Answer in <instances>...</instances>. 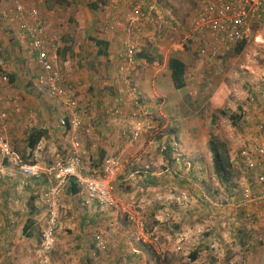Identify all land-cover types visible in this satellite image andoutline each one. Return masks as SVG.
Returning a JSON list of instances; mask_svg holds the SVG:
<instances>
[{"label":"rangeland","instance_id":"1","mask_svg":"<svg viewBox=\"0 0 264 264\" xmlns=\"http://www.w3.org/2000/svg\"><path fill=\"white\" fill-rule=\"evenodd\" d=\"M89 1L85 0L83 3V0H60L62 4L60 3L61 5H59L57 8L58 10L55 13L56 18L54 17L55 19L52 20L54 23L51 25H57L59 26L58 30L64 31L65 28L72 29L79 25L82 26L86 24V17L87 14H90V11L88 8L87 12L86 8L85 12V7H88ZM160 1L163 5L157 7L155 5L156 0H149L150 3H147L146 7L142 8V11L148 15L149 19H146L145 17L138 19L133 23L135 25V29L131 33H127L125 31V33L128 35V39L126 40H128L129 43L135 42L134 40L136 39L138 45L140 44L141 46L143 45L142 43H156V47L157 49L161 50V54H159V56L158 54H152L155 57V61L153 60L152 62L148 59L146 62H143L142 65L134 63L125 72L119 71L120 65L118 64L112 70H110L111 68L106 70L101 67V62L100 64H88L87 66L91 71L95 70V67L99 66L98 72L102 74V76H99V79H97L98 81L94 82L93 80L91 86H89L90 79L88 74L77 71L78 68L75 67L74 64L70 63L71 65L68 68V65L65 66L63 62L57 63V68L61 71L63 77L66 80L76 81L73 77L74 74H78L79 76L83 77L82 82L84 86L80 85L79 88L77 82L74 83L75 88H72L71 91L67 92L66 99L75 98L77 103L80 104L82 108L84 107L88 117H91V109L96 107L97 103H111V101H115L117 104H112L111 107H109L112 115L119 116L122 112H124L122 105L127 104L130 108L129 113H127L128 122L132 123L134 126L139 121L142 123V120L133 119L132 115V111L134 109L132 108V98L130 91L134 88L139 90L135 91L136 95L139 97L137 92H140L141 100L145 105H148V110L151 114L149 117L150 120H147L140 130L139 135L143 136L142 141L137 142L140 138L139 136L137 141L131 144L129 143V145H136V150L141 151V156L137 162L138 167L130 166L132 170L135 169L134 171L137 172H134L128 180L126 177H128L129 174H123L121 176H119V174L116 176V179L112 180L110 183L114 189V193L118 197L120 207L118 210H116L114 208L102 206L112 213L109 215L111 218L109 223L106 224V232L113 231L110 232V234H116L117 232L123 233V230H125L123 229L124 225L119 223V219H123L125 214L130 215V213L126 212L127 208L129 207V203L132 205V208L130 207V209L133 212L137 213L139 217L142 215L144 218H147V213H150L151 210L157 212V209L160 206L159 203H162V197L167 196L168 194V199L166 198V201H168L167 203L170 204L171 207L172 205L175 206V208H172V210L175 212V214L179 213L180 218L182 217L184 219L192 220L195 213L193 217H187L188 204L191 200L192 203H196L198 207H200L199 209H201L203 214H199L197 212V216H195V220L193 221L199 220L201 225H205L204 228H202L203 225H200V227H198L196 224L191 226V231L194 233L196 232L197 237L195 239H191L190 237L189 239L187 238V240L182 242L186 245H182L179 238L175 239L178 245L175 244L174 240L171 242L166 241L167 248L164 249L166 251L169 250L170 254L165 255V257H167L165 261L161 260L163 261V264H250L244 255L251 250H253V252L255 251L254 253L256 254L257 246L259 250H263L262 256L259 259V263L264 264V213H262L260 216L261 225L257 224L255 225L254 229L251 228L252 231H256L257 234L262 233V237L257 241L255 239L249 238L247 241L243 240L238 242L237 237L240 235L239 231L243 227L244 220H235L229 230L226 228V223H222L223 217L229 218L233 216L231 214L236 215L235 212H229V210L234 209V206H237L235 207V209H237L239 207H244L245 205L247 207L248 203L253 204L255 202L264 206V199L248 202V199L245 196L248 194H253V192H255L257 189L258 169L256 165L250 169V167L246 165L245 161H242L237 157V154L242 147H252L255 141L262 139H254V134H251V138L253 139L252 141L250 140L251 138L249 137L251 135L249 134L251 130L249 126V116H251L252 111H258L257 109H262V112L264 113V100H262L261 97H259V99L253 97V101H251L250 98L253 95L251 96L250 93L253 90L247 85H249L248 76L250 75H257L264 78V23L261 22L252 26L254 29L252 36L246 42L245 48L241 52H233L232 54L227 55L220 54L215 57L199 56L190 45L187 46V29L189 27L190 15L195 13L198 8L204 5V3H206L208 0ZM81 35V33L78 34V37H81ZM137 50L138 48L135 46V51ZM171 55L185 57V63L188 69V73L185 75L186 86L180 89H175L172 85L169 75L164 76L163 74L168 69L167 65L165 66V58H168ZM148 56L150 57L151 55ZM211 58H220L221 60H216V63L213 66H210ZM119 62H121L120 58ZM102 66L105 65L102 63ZM71 67L77 71V74L71 71ZM142 67L143 69L149 70L148 84L144 87H142L143 83L141 82V79L139 80V78L137 79V76L134 77V75L131 74L132 70L135 71L138 68L141 70ZM157 70L161 75L157 76L155 79L154 91L156 93L165 94L169 99L174 98V103L177 101L182 106L181 111L192 108V104L198 106V108H194V110L198 111L196 116L189 115L188 113L184 116L185 119L184 125L182 126L183 128L187 125L188 121L191 119H196L199 125L201 123L203 125V127L198 130H201L203 134L201 136H204V134H206L204 124L208 123L210 116L213 115L214 118L212 130L209 128V133L211 134H209L207 131V137H204L206 140L203 141V143L200 144L195 150V153L197 152V154H193L192 152L194 150L192 149V145L188 146L185 142V152L181 150L183 146L176 147V145H174L175 150H171L172 152L170 153L168 151L166 155H163L164 158L162 161H160V164L157 162L156 156L162 153L160 152V147L162 148L163 145L166 146V143H168L166 141L163 143V145H156L157 138L160 136L159 128L161 127L160 124L158 125V122L162 117L161 114L158 113V106L160 105V101L163 96L159 97L158 95H155L154 97L150 98L149 96L144 95L145 92L148 94L151 92V79L153 77V73ZM102 71H105V74L101 73ZM106 79H110L115 83H119L120 87L125 92H127L126 94H128L129 97H127L126 102L123 97H117V95L115 97L111 96V98L108 99L109 97H106V95H101L100 93L97 94L101 89V87L98 89L96 88L97 82L100 84L99 86H101L103 85V81ZM5 83L7 84L8 82ZM15 88L16 87L9 86L8 89L16 90ZM255 89L258 88L255 87ZM6 93V96H2L3 98L0 100V103L3 101L11 102L12 98L19 100L14 91H6ZM141 94H143L144 97ZM35 95L40 99L50 101V105L57 104H53L50 100L51 98L48 99L46 95H44L45 97L43 96V98V94L39 90L35 93ZM10 97L11 99H9ZM211 97L212 101L210 100ZM106 98L107 100L111 101H107ZM210 103H212L213 106L209 109L208 105L210 106ZM113 107L117 108L119 112L113 114ZM23 108L26 109V107ZM0 110L4 112L2 108H0ZM26 111H28V109ZM173 113L174 112L172 111V114ZM58 115L59 112H57L54 116L55 121H58ZM117 116H111V119H115ZM6 121L4 119V121H0V123H4ZM29 124L30 123H26L21 130L14 128L13 131L7 126L6 123L3 127L0 126V133L3 136H6V138L9 140L11 143L10 145L18 154L21 161V154L25 148L24 137L31 128ZM164 130L165 129H163V131ZM47 131L48 136L50 137L49 140H55L53 142V149H51L50 146H45V148H42V145L45 144V141H43L42 144L39 142L37 145L38 148L36 147L34 152H37L39 155H41L42 161L48 164L54 158H58L57 156L65 154L66 147L69 145L66 135L63 134V132L58 128L55 127L51 130L47 129ZM191 131L195 133L196 130ZM10 133L12 134V138L9 136ZM201 136L189 135L188 137L198 140ZM80 139L82 147V132H80ZM148 141L150 145L147 147L146 144H148ZM211 141H217L220 145L224 146L230 158L232 169L231 177L228 181L222 182L213 170L212 152L210 151L209 147V143ZM142 149L146 151L144 152L146 155L142 153ZM150 149H152V151H150ZM188 150L190 152H188ZM83 151L80 149L81 156L82 154L85 156ZM195 156H197L196 159ZM160 157L162 158V156ZM3 159L5 160L3 161ZM102 161V158L100 160L95 159L94 161L89 157L84 159L83 164L85 174L98 175ZM152 162L156 163L157 166L164 167V172L166 175H171V177L167 176L170 177L169 180L172 178L178 180V187H169V189L166 188L164 194L159 191V189L154 192H136L135 190V192L132 191L130 194H127L130 189L129 187L132 184H135V182H140V171L146 169ZM156 165H150L152 170L156 171L158 169ZM92 166H94L96 169L90 170V167L92 168ZM123 168L124 163L122 162V170ZM24 181H26V184ZM71 183L73 182L71 181L69 185L67 184L65 190L63 191L60 199V205L58 207V215L62 221L65 220V217L70 218V216H78L80 211H84L89 208L87 205H93L85 203L84 195L79 188L77 193L70 191ZM46 185L47 181H45L43 178V174L38 176H30L28 178L24 177L19 173L18 160H8L6 158H2L0 155V200L5 202V212L11 213L9 215L14 214L16 217H25V214L27 213V215H31V218L35 217L36 213H38L37 217L40 218L37 221V225L33 226V249H35L40 243V232L44 227V223H46V216L48 215L47 207L41 201L40 197H36V193H38L37 191L40 192ZM125 188L126 191L124 192ZM183 193L186 194L188 201L185 200L179 203L176 201L177 197L179 195L182 196ZM122 201H126L127 203L129 202L128 206H124ZM71 202H74L75 208L67 207V205ZM204 202L208 203L205 205ZM212 203L215 204V208L208 209L209 204L212 205ZM220 207H224V211L226 213L220 212ZM167 209L168 212H165L164 216L165 218L172 220V217H169L170 209L168 207ZM217 210L218 212H216ZM207 211H212V213H208L206 215L205 212ZM0 215V220L5 218L4 212ZM11 219L13 220V218ZM137 220H139V222L141 221V219ZM204 220L209 221L210 224H207L206 222L204 223ZM218 221H220L222 224L219 225ZM229 222L231 223V220H229ZM195 225L197 226L196 228H198L196 230L194 229ZM215 225H219L218 231L220 234L217 232V235L219 234L220 236L218 238L211 239L210 241L208 239L203 240L202 237L203 234L206 233L207 227L213 228ZM183 231L185 232L186 230H181L178 235L180 236L182 233H184ZM69 232L71 233V229ZM58 236L59 235H57L56 231V244ZM102 238L106 241V243L108 242L106 240L107 238L105 239L104 236H102ZM100 239L101 238L97 240L99 241V246L104 248V244ZM136 242L139 244L140 241ZM155 242V239H153L150 244L151 249L149 251L151 253L153 250H155V248H153L156 245ZM134 244L136 243L134 242ZM55 248L56 246L54 244V253H52V256L55 260H57L59 256H57V249ZM156 248H158L159 253H165V250H161L158 244ZM201 249L205 250V254L203 251L201 252ZM195 252L198 257L196 261L192 262L191 254ZM152 256L153 254L151 257ZM119 257L120 255L114 257V259L111 260L109 264H117ZM108 258H110V255L104 257V259ZM123 259H125L124 261L126 264H148L146 262V258L143 256H139L138 258L136 256H123ZM152 259L154 258L152 257ZM257 263L258 261L255 262V264ZM35 264H37L36 261Z\"/></svg>","mask_w":264,"mask_h":264},{"label":"crops","instance_id":"2","mask_svg":"<svg viewBox=\"0 0 264 264\" xmlns=\"http://www.w3.org/2000/svg\"><path fill=\"white\" fill-rule=\"evenodd\" d=\"M15 1L24 3L28 7L37 8L44 17V20H46L47 25L45 36L54 39L50 54L54 60L55 68L59 71L61 76L63 77L61 71L57 68V63L63 62L65 66L68 65V68L71 64H74V66L78 68L77 71L88 74L90 79L89 86L92 85L93 80L94 82L98 81L97 79H99V76H102V74L98 72L99 66L91 71L87 65H93L94 63L100 64L101 62L100 66L104 69H114L119 63V55L124 51L123 43L128 39L124 26L127 22V17L132 6L138 5L142 10V8H145L147 3L150 2L149 0H88L89 5L88 7H85V12L86 8L87 12L88 8L90 11V14H87L86 17L87 23L72 29L65 28L64 31H60L58 30L59 26H55L54 24L53 26L51 25L54 23L52 20L56 18L55 13L58 10L57 8L62 4L60 0H58V3L57 0H0V97L3 95L6 96V91H14L15 95L19 98V100L12 98L11 102L3 101L0 103V108H2L7 114V126L11 128L12 131L14 128L21 130L26 123H30V127L39 126L48 130L56 127L59 129L57 126L58 121L54 120V116L57 112L63 110V106L54 99H50L45 88L41 87L37 82L38 66L35 62V54L29 48L27 38L20 30L18 21L13 17V5ZM84 2L85 0H83V3ZM155 5L160 7L163 4H161L160 0H156ZM252 30L254 31L253 28ZM80 33L82 35L81 37H78V34ZM100 41H103L105 44H101ZM134 41L138 48L135 55V63L142 65V63L146 62L148 59L153 62V60L155 61V57L152 54H158V56L161 54V50L157 49L156 43H142L143 45L141 46L140 44L138 45L137 39ZM240 44L241 43L237 44L235 47L227 49L224 51L223 55L236 52V47ZM245 45L246 42L243 43L241 51L245 48ZM102 48H104L105 54L98 55V49ZM148 55L151 56L149 57ZM179 58L182 59L184 63L186 62L184 56ZM167 60L168 58H165V66L167 65ZM216 60L221 59L211 58L210 66H213L216 63ZM102 63L105 66H102ZM71 71L77 74V71H75L73 67H71ZM148 72L149 70L143 69L142 67L141 70L140 68L135 71L132 70L131 74L134 75V77L137 76V79H141V82L143 83L142 87H144L148 84ZM101 73L105 74V71H102ZM187 73L188 69L185 63V75ZM3 74H6L8 77L9 81H7V84L4 81H1V75ZM163 74L164 76L169 75L170 77L169 69ZM160 75L161 74H159L158 70L153 73L151 79V92L149 94L147 92L144 93V95L149 96L150 98L155 95H158L159 97L163 96L160 105L158 106V113H160L163 118L161 117L158 122V125L160 124L161 127L159 128L160 136L157 138L156 145H163L166 141L168 143H166V146H162L163 149L160 147V152L162 153L156 156V160L159 164L164 158L163 155H166L168 151L170 153L172 152L171 150H175L174 145H176V147L183 146L181 150L185 152V142L188 146L192 145V149L194 150L192 153L197 154V152L195 153L196 148L206 140L204 137H207V131L209 133V128L212 130L214 125V118L212 115L210 116L208 123L204 124L206 129V134H204V136H201L203 134L201 130H198L201 129L203 125L202 123L199 125L196 119L188 121L187 125L183 128L184 116L187 113L196 116L198 111L194 110V108H198V106L192 104V108L181 111L182 106L177 101L174 103V98L169 99L165 94L156 93L154 91L155 79ZM73 77L76 81H68L64 77L63 78L66 83L71 84L73 88H75L74 83L77 82V85H79L80 88V85H83V77L78 74H74ZM248 80L249 85L247 86L253 90L250 93L251 96L253 95L252 97L259 99L261 92L264 90V78L257 75H250L248 76ZM8 84L10 87H16V90L8 89ZM99 85L100 84L97 82L96 88L98 89L101 87V89L96 93L106 95V97H109L108 99H110L111 96L115 97L117 95V97H123L126 102L127 97H129V95L126 94L127 92L120 87V84L115 83L113 80L106 79L103 81V85ZM255 87L258 89H255ZM38 90L43 94L42 97L46 95L53 104H57L50 105V101L37 97L35 93ZM137 93L140 97V92ZM141 95L143 96V94ZM210 100L212 101V97ZM112 104L116 105L117 103L115 101H111V103L99 102L96 107L91 109V117L87 119L88 126L85 128L82 139L83 148H81V151L84 150L83 153H85V156L82 154V157L83 160L89 157L94 161L95 159L100 160V154L103 156L102 159L109 155H119L124 163V168L119 176L129 174L128 177H126L128 180L134 172H137L134 171L135 169L132 170L130 166L138 167L137 162L141 156V151H137L136 145L133 146L134 144H126V140L122 136H119L128 123L127 113H129L130 110L129 106L127 104H124L125 106L122 105L124 112L115 119H111L112 114L109 107H111ZM212 106V103H210V106L208 105L209 109ZM23 107H26V109ZM27 109L28 111H26ZM257 110L258 111H252L251 116H249V126L251 130L249 135L254 134V139L264 137V113L262 112V109ZM172 111L174 112L173 114ZM163 129L165 130L163 131ZM191 130L195 131V133ZM189 135L201 137L198 140H195L188 137ZM252 135L249 138H251ZM9 136L12 138L11 133ZM142 137L143 136L140 135L137 142H141ZM252 139L253 138L250 140L252 141ZM54 141L45 140L46 146H50V148L53 149ZM146 145L147 147L150 145L149 141ZM150 151H152V149H150ZM144 152L146 151L142 149V153L146 155ZM188 152L190 151L188 150ZM160 156H162V158ZM196 158L197 156H195V159ZM151 164L156 165L154 162L150 163V165ZM150 165H148L146 169L140 171V182L132 184L129 187L130 189L127 194H130L132 191L135 192V190L136 192H154L158 189L164 194L166 188L178 187L179 181L174 178L169 180L171 175H166L164 167L156 165L158 169L154 171ZM94 169H96L94 166H92V168L90 167V170ZM194 189L197 190L196 188ZM125 191L126 188L124 192ZM166 198L168 199V194L167 196L162 197V203H159L160 206L158 207L157 212L151 210L150 213H147V218H144L142 215L139 217L137 213L133 212L130 209V207L132 208V205L128 202L129 207L126 212L130 213V215L125 214L123 219H119V223L124 225L123 229L125 230H123V233L117 232L116 234H110V232L113 231L106 232V224L109 223V220L111 219L109 215L112 213H110L105 207L99 206L95 203H92L93 205H87L89 208L80 211L76 217H65V220L63 221L59 217L57 226V235L59 236L57 237V244L55 243V249H57V256H59V258L55 261L62 264H109L114 257L120 255L117 264H126L123 256H136L137 258L143 256L146 258L148 264H155L154 259L151 257L152 253L149 251L151 249L150 244L152 240L155 239L156 241V245L153 247L155 250L153 251L154 253L159 254V247L156 248L157 244L160 246L161 250L167 248L166 241L171 242L174 240L175 244L178 245L175 239L179 238L178 234L181 230H186L185 232L183 231L184 233L181 235H185L188 239L189 237L195 239L197 235L196 232L194 233L191 231V226L196 224L200 227L201 224L199 220H193H195L194 218L197 216V212L203 214L201 209H199L200 207H198L196 203H192L191 200L188 204L187 217H193L195 213L194 218L192 220L184 219L182 217L180 218L179 213L175 214L172 210L175 206L172 205L171 207V205L167 203L168 201H166ZM128 203L126 201L123 202L124 206H128ZM204 203L206 205L208 202ZM214 206V203H212V205L209 204L208 209L215 208ZM67 207L75 208L74 202L69 203ZM167 207L170 209L169 217H172V220L165 218L164 216V213L168 212ZM235 207L237 206H234V209L229 210V212H235L236 215L231 214L233 216L229 218L223 217L222 223H226V228L229 230L235 220L242 219V221L244 220L243 227L239 231L240 235L237 237L238 242L243 240L247 241L249 238L255 239L256 241L260 239L262 233L257 234L256 231H252V229H254L257 224L261 225L260 216L264 213V206L255 202L253 204L248 203L247 207L246 205L244 207H239L237 208L238 210L235 209ZM220 210V212L226 213L224 207H220ZM3 212L5 218L0 220V264H35L34 256L32 255L33 252H31V250L33 249L34 238L33 226L37 225V221L40 219L37 217L38 213H36V216L33 218L30 217L31 215H27V213L25 214V217H16L14 214L9 215L11 213L5 212V202L0 200V214ZM216 212H218V210ZM208 213H212V211L205 212L206 215ZM11 218H13V220ZM29 219L31 220L30 223L28 222ZM137 219H141V221L139 222ZM229 220H231V223ZM205 222L210 224L207 220H204V223ZM222 223L218 221L219 225ZM196 225L194 226L195 230L198 229L196 228ZM204 225L202 228H204ZM219 225H215L213 228L207 227V231L203 234L202 239H208L210 241L211 239L218 238L220 236L218 231ZM70 229L71 233L69 232ZM217 232L219 233L218 235ZM102 236H104L105 239L107 238V243ZM99 238H101L100 240L103 242L104 248L99 246V241H97ZM136 241H140L139 244ZM134 242L136 244H134ZM202 251L205 254V250L201 249V252ZM169 252V250H165L166 255L170 254ZM254 252L251 250L248 253H245V258H247L250 264H255L256 261H258L257 264H262L259 263V259L262 256L263 250H259L257 246L256 254ZM109 255L110 258L104 259L105 256ZM197 257L198 256L196 255V258L192 260V262L196 261Z\"/></svg>","mask_w":264,"mask_h":264},{"label":"built area","instance_id":"3","mask_svg":"<svg viewBox=\"0 0 264 264\" xmlns=\"http://www.w3.org/2000/svg\"><path fill=\"white\" fill-rule=\"evenodd\" d=\"M13 13L14 19L19 23L20 30L27 38L29 48L35 54V62L38 66V84L45 88L50 98L58 103L62 102L65 114L58 119L57 124L67 132L66 137L70 143V149L65 158L55 159L48 164L42 161L41 155L37 152L33 153L34 161L32 163H24L11 148L5 136L0 133V155L8 160H18L19 173L22 176L28 178L43 174V178L47 181V185L37 197H40L47 207L48 215L40 232V243L33 249L32 254L37 264H59L53 258L52 253L59 219L58 207L67 184L71 179L73 180L82 191L85 203H96L118 210L120 203L110 183L122 173V160L119 155H109L103 159L98 175L85 174L80 152V132L85 131L88 126V115L86 110L78 105L75 98L66 99L67 92L71 91L73 87L66 83L55 68L54 60L50 54L54 39L49 37L48 39L45 36L46 20L37 8L28 7L18 1L14 2ZM143 17L149 19L140 6L133 5L124 26L125 31L131 33L135 29L133 23ZM261 22L264 23V0H208L189 17L187 46L190 45L199 56L215 57L239 43L247 42L253 33L252 26ZM135 46L134 42L124 41V51L119 55L120 72L127 71L135 63ZM1 79L4 82L8 81L6 74L1 75ZM130 94L133 114L142 120V123L139 121L130 130V133L125 129L122 130L121 136H125V140L127 137L126 144L137 141L140 130L151 116L150 111L141 102L134 89L130 91ZM260 97L264 100V90ZM250 100L253 101V97ZM118 112L117 108L112 109L113 114ZM6 117V113L2 112L0 121L3 122ZM239 156L250 169L254 165L258 169V186L253 194L245 195L248 202L264 199V137L255 141L252 147H242ZM24 183L26 184V181ZM185 200L188 201L186 194L183 193L182 196L177 197L176 201L180 203ZM179 240L182 243L187 240V237L180 235ZM161 258L163 257L161 256Z\"/></svg>","mask_w":264,"mask_h":264},{"label":"trees","instance_id":"4","mask_svg":"<svg viewBox=\"0 0 264 264\" xmlns=\"http://www.w3.org/2000/svg\"><path fill=\"white\" fill-rule=\"evenodd\" d=\"M100 43L101 44H105L103 41H100ZM242 46H243V43H241L238 47H236L237 48L236 52H240L241 49H242ZM97 54L98 55H102V54L104 55L105 54L104 48L98 49ZM167 67H168V69L170 71V79H171L173 87L175 89H180V88L185 87L186 86V81H185V63L183 62V60L180 59L178 56L171 55L170 57H168ZM2 98L3 97H0V100H2ZM78 105L81 106L80 104H78ZM2 112L3 111H0V114ZM64 114L65 113L63 112V110L61 111V113L59 112L58 119ZM132 115H133V119H138L137 116L133 114V111H132ZM111 116H117V115H111ZM87 118L89 119V117H87ZM5 121H6V119H5ZM5 123L7 124V121L4 122V123H0V126L3 127L5 125ZM57 126L59 127V130H61L63 132V134L67 135L66 134L67 132L64 131L65 129L60 127L59 124H57ZM66 128H67V126H66ZM133 128H134V125L132 123L128 122L127 125H126V128H125V131L130 133V130H132ZM82 133L84 134V131H82ZM122 137L125 138V136H122ZM5 138H6V136H5ZM49 139H50V137L48 136V131H47L46 128L39 127V126H32L29 129V131L27 132V134L25 135V137H24V147L25 148L23 149L22 154H21L22 162H24V163H32L34 161L33 158H32L33 157V152L36 149V147H38L37 145L39 144V142H41V144H42L43 141L49 140ZM6 140H7V142L10 145L11 143L9 142V140L7 138H6ZM67 142H68V139H67ZM68 145L69 146L66 147L65 154H63L61 156H57L58 158L63 159V158L66 157V154L68 153V150L70 149V143H68ZM42 146H43L42 148H45L46 143L44 145H42ZM209 147H210V151L212 152L213 170H214L215 174L217 175V177L222 182L228 181L230 179V177H231V169H232V167H231L230 158H229V156H228V154H227V152L225 150V147L220 145L217 141H211L209 143ZM11 148H12V146H11ZM27 157H29V158H27ZM102 157L103 156L100 154V159ZM58 158H54L53 160L58 159ZM4 160L5 159H3V161ZM53 160H51V161H53ZM70 191H72L74 193H77L79 191L77 185L74 182L71 183ZM38 194H39V191H38V193H36V197L38 196ZM30 221L31 220L29 219L28 222L30 223ZM152 254H153L152 257L155 260V264H163V261H165V259L167 258V257H165V255H166L165 253L156 254L153 251ZM160 256L163 257V261L160 260ZM195 258H196V252L191 254V259L194 260Z\"/></svg>","mask_w":264,"mask_h":264},{"label":"clouds","instance_id":"5","mask_svg":"<svg viewBox=\"0 0 264 264\" xmlns=\"http://www.w3.org/2000/svg\"><path fill=\"white\" fill-rule=\"evenodd\" d=\"M123 45H124V43H123ZM136 53H137V51H136ZM136 55V54H135ZM118 65H119V63H118ZM135 89V91H137L138 89H136V88H134ZM139 91V90H138ZM139 99L141 100V97H139ZM141 102H142V100H141ZM143 103V102H142ZM144 104V103H143ZM144 106L148 109V106L147 105H145L144 104ZM152 119H153V117H152ZM174 148H175V146H174ZM240 151V150H239ZM237 157L239 158V159H241L240 158V156H239V153L237 154ZM71 181H73L72 179L69 181V183L71 182ZM69 183H68V185H69ZM78 187V186H77ZM79 188V187H78ZM80 189V188H79ZM96 204V203H95ZM97 205H99V204H97ZM100 206V205H99ZM160 260H163V258H161V256H160Z\"/></svg>","mask_w":264,"mask_h":264}]
</instances>
